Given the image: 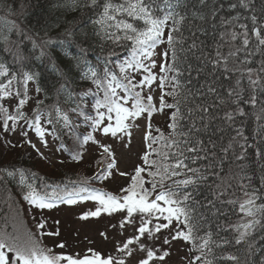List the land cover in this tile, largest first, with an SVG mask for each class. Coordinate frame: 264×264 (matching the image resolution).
Here are the masks:
<instances>
[{
  "label": "snow or ice",
  "instance_id": "6c2138e0",
  "mask_svg": "<svg viewBox=\"0 0 264 264\" xmlns=\"http://www.w3.org/2000/svg\"><path fill=\"white\" fill-rule=\"evenodd\" d=\"M57 6L81 13L79 20L67 21L64 29L66 37L78 41L79 54L72 59L81 83L73 87L67 74L60 72L62 82L55 90V98L48 96L29 67L30 56L21 49L22 41L0 35L4 51L11 54L15 65L13 70L0 62L3 133L19 131L22 143L36 149L41 158H45L43 153L28 138L30 131L45 147L46 136L59 141L57 151L68 153L76 162L83 160L85 146L93 144L102 157L97 161L102 166L89 178L96 180L110 178L113 170L120 176L128 175L116 168L112 146L97 139L98 135L118 138L127 148L133 132L140 127L137 119H146V151L140 157L143 166L137 165L128 186L121 188L123 195L87 186L69 191L63 185L49 192L44 177L40 178L38 191L35 181L28 183L24 170L16 169L19 183L28 189L23 198L41 210L58 203L96 201L95 211L83 213L81 219L98 217L102 212H126L119 221L120 234L126 225H132L135 232L116 242L117 255H104L91 247L83 254L57 252L55 248L65 249L66 244L60 242L49 248L30 231H0V264H127L134 255L130 247L133 244L144 253L134 264H152L163 261L170 253L149 247L143 238L155 243L162 231L169 232L163 237V245L179 239L191 245L189 253H198L187 264H216L223 259L253 264L252 256L264 249V244L256 246L257 240L264 241V176L260 188H254L246 182L250 178L244 175L242 165L227 177L221 176L217 168L230 152L237 161L245 159L247 138L237 121L247 114L244 105H264V3L259 11L255 0H60ZM225 10L234 14L220 15ZM218 16V20L214 19ZM12 29L23 34L34 49L39 48L41 57L48 55L46 48L51 40L38 43L14 22L8 31ZM206 39H211V44ZM165 42L167 48L159 53L164 60L157 74L153 71L157 67L154 57L158 55L157 47ZM90 53L94 60L89 59ZM157 81L158 106L152 94ZM30 82L36 83L35 93H44V98L29 94ZM166 96L172 97V103ZM8 101L13 103L6 106ZM32 101L35 106L29 114L24 109ZM165 109L171 110L167 133L159 127L153 129L151 123L153 114ZM260 112L264 113V106ZM65 138L72 140V149L64 143ZM0 141L16 146L2 133ZM0 172H7L9 177L15 174L6 169ZM210 179L213 183H209ZM213 222L215 232L209 227ZM36 228L43 229L44 221ZM221 232L228 235L222 236ZM44 235L58 236L59 230L41 231L40 236ZM100 235L107 239L104 232ZM224 245H244L245 258L218 255L215 249ZM260 264H264V255Z\"/></svg>",
  "mask_w": 264,
  "mask_h": 264
},
{
  "label": "trees",
  "instance_id": "16d2710c",
  "mask_svg": "<svg viewBox=\"0 0 264 264\" xmlns=\"http://www.w3.org/2000/svg\"><path fill=\"white\" fill-rule=\"evenodd\" d=\"M59 2L60 0H0V35L7 34L10 40L22 41L20 47L25 54L30 56L29 67L31 71L37 74V83L47 92L48 96L53 98H55L56 88L59 86V83L62 82V77L59 75L60 72L67 74L73 87L81 83L79 81V73L74 68L75 61L72 59L73 56L79 54L76 47L78 41L75 38H69L64 35V29L68 27L67 21H73L74 19L79 20L81 13L79 11L64 10L57 6ZM262 3H264V0H255V7L258 11ZM9 7L11 9L10 11L8 10ZM228 14H234V12L225 10L220 13V15ZM245 15L247 14L245 13ZM214 19L218 20L219 16ZM12 22L24 29L26 34L36 38L38 43L40 40H51V43L46 48L48 55L41 57L39 55L40 49H34L31 42L24 39L23 34L18 35L15 29L8 31L12 27ZM209 33L211 35L210 28ZM184 34L186 36L188 35L186 28ZM199 35L201 39H205L203 34ZM166 38L167 29H165V41ZM205 42L211 44L212 41L211 39H206ZM186 46L187 45H185V47ZM166 48L167 44L165 42V49ZM89 59L94 60V56L91 53L89 54ZM257 59H259V57H257ZM0 62H4L7 66L15 70V65L12 64V56L9 52L4 51L2 41H0ZM252 66L255 67L254 64ZM70 67L72 68L71 72H69ZM185 75H187V73ZM192 75L195 76V73H192ZM32 84L36 87V83ZM38 96L39 98H44V93H40ZM165 99L168 103H172V97L166 96ZM51 102L52 100L46 101V103ZM262 106L264 105H244L247 114L237 121V126L242 127L244 136L247 138V143L244 148L245 159L237 161L230 152L227 159H224L217 168L221 176L227 177L230 174L238 172V165H242L246 169L244 175L250 178V180L246 182L250 183L254 188H260L261 179L262 176H264V131L261 130L262 126H264V113L260 112V107ZM170 111L169 109H165L164 116L160 119H156L155 113L153 114L151 118L153 129L159 127L162 131L167 133V125L170 122L168 119ZM257 116H260V119H257ZM81 131L86 130L81 129ZM153 135H156V133L153 132ZM227 135L228 133H225L226 138ZM11 142L16 146H6L0 141V169H6L7 171H13L15 173L13 176L9 177L7 176V172H0V231L5 234L30 231L36 234L37 239L41 240L44 246L54 248V246L51 245L52 243L46 244L43 237L40 236L41 231L45 232L44 229L37 230L36 228V224L39 223L38 218L34 214H31L30 204L23 198L24 193L27 192L28 189L19 183L20 175L15 171L16 169H23L27 182L32 183L35 181L34 186L38 191H40V185L42 183L41 177H44V182L50 186L47 189L49 192H51L52 187L63 185L69 191L87 186L100 189L103 192H111L114 195H123L120 191L121 188L127 187L130 183L131 175L126 182L124 181L122 185L119 183L115 185V187H109L106 183L107 179H89L90 177H94L99 167L102 166L97 164V161L102 159L100 152L91 155L86 151L83 160L81 162H76L71 159L68 153L62 151L64 158L60 161H63V163L59 161L53 165L46 156H44L45 158H41L36 149L27 144H23L22 139ZM59 143V141H55L57 148L59 147ZM64 143L69 149L73 148L72 140L65 138ZM88 145L85 146L86 149H88ZM144 151H146V149ZM258 152L261 153V155H257ZM239 154L240 150L236 149V155ZM139 165L143 166L142 160ZM32 173H35V176L31 175ZM133 173L134 171L131 174ZM73 182L76 183L74 184ZM216 182L219 181L216 180ZM209 183H213V179H210ZM233 184H235V181H233ZM146 187L150 188L151 186L146 185ZM41 194H43L42 191ZM237 195H240V193L237 192ZM209 227L213 232L216 231L215 222L211 223ZM220 235L226 236L228 233L221 232ZM74 241L76 240H72V243ZM60 242L65 243L64 240L59 238L55 244ZM69 244H71V242H69ZM262 244H264V241H256L257 247H260ZM190 247L191 245H189V248ZM244 247V245H224L220 249H215V251L218 255L224 254L226 256L227 254H235L243 260L245 258V253L243 252ZM189 248V256L198 255L195 250L189 253ZM55 251L60 252V250L56 248ZM84 252L85 251L78 250L72 254H83ZM262 255H264V249L255 252L252 256L253 264H260V257ZM216 264H235V262L223 259L218 260Z\"/></svg>",
  "mask_w": 264,
  "mask_h": 264
},
{
  "label": "rangeland",
  "instance_id": "374dc122",
  "mask_svg": "<svg viewBox=\"0 0 264 264\" xmlns=\"http://www.w3.org/2000/svg\"><path fill=\"white\" fill-rule=\"evenodd\" d=\"M165 35V34H164ZM164 39V37H163ZM165 50V43L157 47L156 52L158 55L154 57L157 61V67L153 70L159 74V64L163 62L164 58L159 55ZM154 85L153 97L154 102L159 105L160 89ZM30 95L38 96L35 93V87L32 83L29 84ZM13 101L6 102V106H10ZM34 106V101H32L24 109L27 113H30L31 108ZM156 119H160L164 116L163 113H155ZM136 123L140 126L138 130L133 132L130 147L125 148L119 141L118 138H113L110 135L107 137L97 136V139H102L104 143L110 144L113 148L116 168L120 172L128 173L126 176H120L115 170L110 178L107 179V185L109 187H115V185L127 181L131 173L135 170V167L140 164L144 150L146 149L143 141V133L146 130V119H137ZM0 133L3 134L6 140L18 141L22 138L19 135V131L15 133H3L2 128H0ZM36 148L39 149L41 153L54 165L56 162L63 160V152L57 151L55 140L51 136H46L48 141L47 147H45L39 138L35 136L33 132H29L28 137ZM127 142V141H125ZM100 152L93 144L88 145L87 153L95 155ZM98 206V202L92 200L77 201V203L68 205L63 203H58L51 209H38L30 205L31 214L38 218V221H44V231L46 232H56L59 230L58 236H48L44 235L43 240L46 244H51L55 246L57 240L61 238L66 243L65 249H59L60 251H66L69 253L77 252L78 250L86 251L89 247L101 252L104 255L111 253L112 255H117L115 251V245L117 241H123L128 236L133 235L135 229L132 225H126L123 231V235L120 234L119 221L124 218L126 212H118L109 215L108 213H101L98 217H88L87 219H81V215L86 212L95 211ZM59 222L58 224L56 222ZM135 224H139V216L135 217ZM115 226V227H114ZM175 227V225H173ZM104 232L107 236H101L100 233ZM169 235L168 231H162L160 234V239L153 243L152 241H147V238H143L149 247H157L161 250L167 249L169 251V256H167L163 261L155 260L152 264H187L188 260L192 257L188 254L189 245L183 240L172 241L170 245H163L162 240L164 236ZM75 237V238H70ZM69 238V239H68ZM72 240H76L72 243ZM71 242V244H69ZM134 249L133 257L127 259V264H134L137 258H143L144 253L140 252L138 245L133 244L130 246ZM159 255V253H157Z\"/></svg>",
  "mask_w": 264,
  "mask_h": 264
}]
</instances>
